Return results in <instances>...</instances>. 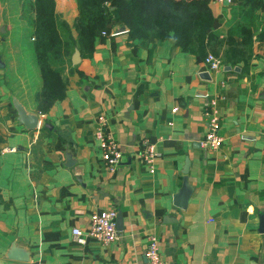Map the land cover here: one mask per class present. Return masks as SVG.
Listing matches in <instances>:
<instances>
[{
  "label": "crops",
  "instance_id": "1",
  "mask_svg": "<svg viewBox=\"0 0 264 264\" xmlns=\"http://www.w3.org/2000/svg\"><path fill=\"white\" fill-rule=\"evenodd\" d=\"M9 2L0 4V39L15 27L32 39L23 0H15L17 12ZM209 7V29L220 39L235 23L249 24L254 33L263 27L262 11L250 13L239 0H211ZM54 10L70 25L75 1L54 0ZM120 25L100 32L90 51L72 48L64 96L46 112L5 90L0 79V264H146L150 234L167 264H264V231L258 230L264 211V41L253 36L243 47L245 62L220 60L212 71L171 38H131L124 25L113 33ZM216 49L224 59L227 45ZM11 95L38 113L36 128L17 123ZM213 95L219 96L222 141L209 148L200 145L202 110ZM99 113L121 150L113 171L92 134ZM142 137L155 145L152 172L139 157ZM185 158L191 191L178 208L171 197ZM107 208L121 218L115 240H72V227L83 230L92 211ZM11 241L27 250L28 259L5 256Z\"/></svg>",
  "mask_w": 264,
  "mask_h": 264
},
{
  "label": "trees",
  "instance_id": "2",
  "mask_svg": "<svg viewBox=\"0 0 264 264\" xmlns=\"http://www.w3.org/2000/svg\"><path fill=\"white\" fill-rule=\"evenodd\" d=\"M76 14L72 23L59 19L54 0H23L25 12L30 15L31 46L40 77V86L34 94L35 108L46 112L51 104L64 96L63 66L75 46L90 51L100 31L114 24H123L131 38L155 36L171 38L182 51L203 57L207 52L217 56V44L227 45L224 59L246 61L244 46L253 36L264 41V0H239L252 13L262 11L260 25L254 33L249 24L235 23L223 39L210 31L211 0H74ZM237 35L238 39H234ZM0 136V142H1Z\"/></svg>",
  "mask_w": 264,
  "mask_h": 264
},
{
  "label": "built area",
  "instance_id": "3",
  "mask_svg": "<svg viewBox=\"0 0 264 264\" xmlns=\"http://www.w3.org/2000/svg\"><path fill=\"white\" fill-rule=\"evenodd\" d=\"M100 32L105 34L104 30ZM202 61L207 70L215 71L220 66V59L210 52H207L202 57ZM218 99L219 96L213 95L203 106L202 114L205 117V132L200 141L202 147L216 148L222 141V137L218 133ZM92 134L105 167L109 171H113L120 161L121 150L108 130L107 119L104 114L99 113L96 115ZM138 145V153L142 163L149 172H152L157 154L154 142L142 137L138 140ZM115 217L116 210L114 208L92 211L88 216L87 226L83 230L78 227L70 229L72 240L77 243H83L86 237H91L101 244H107L115 240L118 233L115 226ZM143 256L146 264H167L160 257L158 240L154 234L148 235L143 249Z\"/></svg>",
  "mask_w": 264,
  "mask_h": 264
},
{
  "label": "rangeland",
  "instance_id": "4",
  "mask_svg": "<svg viewBox=\"0 0 264 264\" xmlns=\"http://www.w3.org/2000/svg\"><path fill=\"white\" fill-rule=\"evenodd\" d=\"M4 1L0 0V4ZM6 1L8 2V0ZM16 4L18 3L15 0H10L9 5L12 12L16 10ZM16 14L13 13L12 21L14 22L18 18ZM0 30V37H2L4 35L3 28ZM27 36L26 32L22 33L19 27H15L9 31L6 38L0 39V57L2 56L6 62V66L0 68V70L3 69L0 79H2V85H4L5 90L16 92L25 102L31 103V106L35 107L34 94L39 89L40 77L39 74L37 76L38 69L34 61L31 46L32 39H29ZM9 40L10 44L6 43ZM20 57L25 60L22 62V64H25L24 69L19 65ZM63 67L62 76H64L65 64Z\"/></svg>",
  "mask_w": 264,
  "mask_h": 264
},
{
  "label": "water",
  "instance_id": "5",
  "mask_svg": "<svg viewBox=\"0 0 264 264\" xmlns=\"http://www.w3.org/2000/svg\"><path fill=\"white\" fill-rule=\"evenodd\" d=\"M124 30L125 27L123 25H120L114 28L112 32L114 33L117 31H124ZM77 52L78 51L76 49L72 51L71 62L76 61ZM3 65H4L3 60L0 57V67H2ZM228 68L229 66H226V69ZM10 104L14 109L15 119L17 123L20 124L23 129H33L38 126V122H39L38 113L26 110V108L22 105V103L13 95L10 96ZM43 124L46 125V123ZM65 159H66L65 161L66 165L72 163L68 153L65 154ZM187 164H188V160L185 158L184 164L181 169V173H182L181 183L171 197L172 205L178 208H183L186 205V200L191 191V187L187 183V179H186ZM115 226L117 230L121 228V218L118 211L116 212ZM258 230L262 232L264 231V211L258 215ZM5 256L10 259L26 260L28 259V252L23 247L17 245L14 241H11L8 248L6 249Z\"/></svg>",
  "mask_w": 264,
  "mask_h": 264
}]
</instances>
